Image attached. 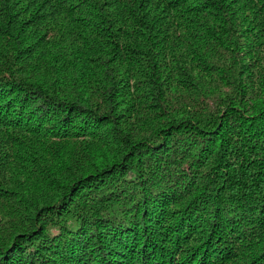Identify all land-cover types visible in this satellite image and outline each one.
Masks as SVG:
<instances>
[{
  "label": "trees",
  "instance_id": "obj_1",
  "mask_svg": "<svg viewBox=\"0 0 264 264\" xmlns=\"http://www.w3.org/2000/svg\"><path fill=\"white\" fill-rule=\"evenodd\" d=\"M0 264H264V0H0Z\"/></svg>",
  "mask_w": 264,
  "mask_h": 264
}]
</instances>
